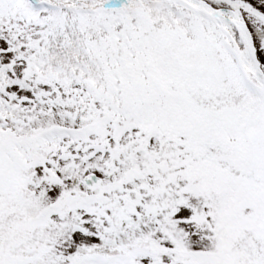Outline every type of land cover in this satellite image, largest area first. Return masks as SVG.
I'll list each match as a JSON object with an SVG mask.
<instances>
[{
	"label": "snow or ice",
	"instance_id": "6c2138e0",
	"mask_svg": "<svg viewBox=\"0 0 264 264\" xmlns=\"http://www.w3.org/2000/svg\"><path fill=\"white\" fill-rule=\"evenodd\" d=\"M0 264H264V0H0Z\"/></svg>",
	"mask_w": 264,
	"mask_h": 264
}]
</instances>
